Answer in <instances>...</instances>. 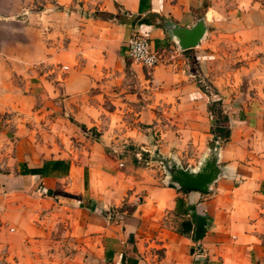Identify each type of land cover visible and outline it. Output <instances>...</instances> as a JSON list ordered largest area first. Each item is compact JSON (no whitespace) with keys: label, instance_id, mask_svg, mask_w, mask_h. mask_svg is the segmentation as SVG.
<instances>
[{"label":"crops","instance_id":"0c3cea01","mask_svg":"<svg viewBox=\"0 0 264 264\" xmlns=\"http://www.w3.org/2000/svg\"><path fill=\"white\" fill-rule=\"evenodd\" d=\"M200 17L178 50L167 27ZM134 32L153 67L125 56ZM225 37L264 51L257 0H0L1 264H264V118L216 69ZM211 156L205 190L165 171Z\"/></svg>","mask_w":264,"mask_h":264},{"label":"rangeland","instance_id":"374dc122","mask_svg":"<svg viewBox=\"0 0 264 264\" xmlns=\"http://www.w3.org/2000/svg\"><path fill=\"white\" fill-rule=\"evenodd\" d=\"M257 1L264 9V0ZM207 50L215 55L218 62V67L216 66L217 70L220 69L223 73L227 72L228 74L225 75V77L230 81L231 79L234 80L236 77L239 82V93L245 94L247 90V93H249L248 95L254 94L255 97H257L256 101L260 105L259 110L262 113L261 116L264 118V51L258 50L256 47H253L252 44L239 41L235 37H225V39L219 41L217 47ZM235 71H237L236 75L233 74ZM202 84H208L207 80L202 82ZM215 106L217 107L218 105L215 104ZM215 106L211 107L215 108ZM217 108L218 109L215 108V110L213 109L215 119L221 121L224 113L221 109L219 110V106ZM261 128L260 137L263 142L261 147L264 148V122L261 124ZM89 135L97 138L95 132H90ZM0 171H5L2 161H0ZM2 260L3 253L0 252V262Z\"/></svg>","mask_w":264,"mask_h":264},{"label":"water","instance_id":"95a60500","mask_svg":"<svg viewBox=\"0 0 264 264\" xmlns=\"http://www.w3.org/2000/svg\"><path fill=\"white\" fill-rule=\"evenodd\" d=\"M167 30L170 35L175 38L177 49L183 51L198 45L204 36L206 27L203 19L200 17L190 27H181L175 24H170L167 27ZM217 146L218 144L216 142L213 150H215ZM165 171L170 180L176 183L178 187L205 190L207 185L215 177L216 167L214 165V157L211 156L202 164L199 170L194 172H190L189 170L183 169L175 164L165 167Z\"/></svg>","mask_w":264,"mask_h":264},{"label":"built area","instance_id":"2783aa9c","mask_svg":"<svg viewBox=\"0 0 264 264\" xmlns=\"http://www.w3.org/2000/svg\"><path fill=\"white\" fill-rule=\"evenodd\" d=\"M124 53L130 61L138 63L146 69L153 67L160 60L159 54L150 47L147 34L141 32H134L126 40ZM134 157L140 160L142 156L140 152H136Z\"/></svg>","mask_w":264,"mask_h":264},{"label":"trees","instance_id":"16d2710c","mask_svg":"<svg viewBox=\"0 0 264 264\" xmlns=\"http://www.w3.org/2000/svg\"><path fill=\"white\" fill-rule=\"evenodd\" d=\"M148 22H149V20L146 17H139V16H132L131 17V23L132 24H134V23H136V24H147ZM208 109L211 110L212 107L208 106ZM222 120H224V117ZM211 125H212L211 126V133L213 134V136H217L220 138L225 136L224 127L222 126V124H220L219 119H215Z\"/></svg>","mask_w":264,"mask_h":264}]
</instances>
